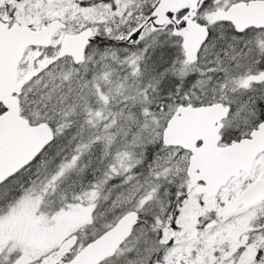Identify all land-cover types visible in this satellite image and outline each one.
<instances>
[{"label": "snow or ice", "instance_id": "obj_1", "mask_svg": "<svg viewBox=\"0 0 264 264\" xmlns=\"http://www.w3.org/2000/svg\"><path fill=\"white\" fill-rule=\"evenodd\" d=\"M0 264H264V0H0Z\"/></svg>", "mask_w": 264, "mask_h": 264}]
</instances>
